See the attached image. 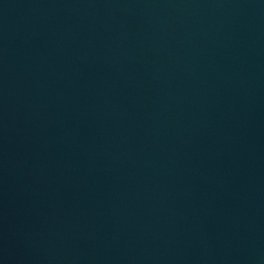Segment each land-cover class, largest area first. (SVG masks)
<instances>
[{"label": "water", "instance_id": "obj_1", "mask_svg": "<svg viewBox=\"0 0 264 264\" xmlns=\"http://www.w3.org/2000/svg\"><path fill=\"white\" fill-rule=\"evenodd\" d=\"M0 264H264V0H0Z\"/></svg>", "mask_w": 264, "mask_h": 264}]
</instances>
